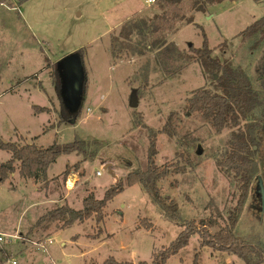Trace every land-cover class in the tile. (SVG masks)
<instances>
[{"label":"rangeland","instance_id":"374dc122","mask_svg":"<svg viewBox=\"0 0 264 264\" xmlns=\"http://www.w3.org/2000/svg\"><path fill=\"white\" fill-rule=\"evenodd\" d=\"M2 1L0 140L42 148L83 140L92 143L86 152H93L85 159L75 153L58 156L44 180L23 179L16 169L0 184L2 264L13 260L16 264H102L110 257L119 263L151 264L181 228L160 214L139 184L124 186L106 204L101 223L92 217L64 229L61 222L46 230L30 228L47 210L62 205L82 209L88 192L101 200L104 192L119 180L124 182L128 173L136 168L145 170L148 129H161L171 112L179 118L176 136L156 135L154 160L156 166L173 163L177 170L157 182L161 195L175 200L183 220L198 222L212 217L219 226L228 224L240 196V182L232 171L218 168L216 161L226 156L231 129L218 135L197 114H185V100L193 90H214L208 76L191 61L179 73L164 78L154 50L133 58L127 53L119 58L110 51V36L119 27L115 26L137 11L142 10L137 17H150L153 5L147 7L144 0ZM262 16L264 0H222L208 6L204 14L194 13L193 23L181 26L167 42L172 40L179 51L192 54L189 47L200 48L204 34L212 56L245 68L249 53L239 34ZM79 49L83 50L82 59ZM48 60L58 64L60 93L52 84ZM82 65L86 94L81 90ZM145 66L149 74L146 82ZM132 100L135 108L130 107ZM77 107L81 114L75 122L59 123L60 115L70 116ZM39 108L47 111L38 113ZM135 118L147 128L135 124ZM10 156L0 150V164ZM14 163L18 167L19 163ZM66 169L64 182L61 174ZM97 171L100 176L95 175ZM260 176L262 187L264 171ZM257 192L253 181L233 229L251 244L264 241V216ZM146 222L153 226L151 231L140 227ZM217 228L210 226L207 231L214 233ZM200 244V237L192 235L164 264H191L196 252L200 264H244L234 255Z\"/></svg>","mask_w":264,"mask_h":264},{"label":"trees","instance_id":"16d2710c","mask_svg":"<svg viewBox=\"0 0 264 264\" xmlns=\"http://www.w3.org/2000/svg\"><path fill=\"white\" fill-rule=\"evenodd\" d=\"M18 1L22 4L25 0ZM221 2L222 0H156L152 4L155 8L150 17H133L121 24L111 34L110 51L113 56L119 58H122L123 53L128 54V58H133L143 55L144 52L154 50L156 63L164 78H170V76L179 73L191 61L196 62L208 76L214 90L208 87L193 90L185 100V114H197L200 120L208 124L218 135L225 129H231L226 156L223 160L216 161L218 168L226 172L232 171L240 182V196L233 213L229 216L228 224L219 226L216 219L212 217L198 222L194 219L183 220L175 200L161 195L157 182L163 179L169 171L177 170L173 163L156 166L154 160L157 153L156 135L162 133L169 139L176 136L179 118L176 113L171 112L166 117L161 129L158 131L148 129L149 145L146 153L147 166L145 170L136 168V170L128 173L125 176V181L119 180L115 185L108 188L101 200L95 199L93 194L88 192L83 199L82 209L75 210L68 205H62L47 210L39 216L31 226L30 231L39 227L46 230L52 223L59 222L62 223L64 229L74 222L84 223L85 220L92 217L101 223L104 217L102 210L106 204L122 192L124 186L132 187L139 184L150 197L152 203L157 206L160 214L181 228L174 241L156 253L151 264H164L169 257L174 256L185 247L189 238L194 234L200 237L201 246L234 255L244 264H264V241L251 244L238 237L233 230L238 215L241 213V207L245 202L249 185L253 181L257 183V193L262 203L259 211L264 216V195L262 200L261 193H259L260 174L261 171H264V16L243 29L239 34L240 38L246 42V50L249 53L245 68L234 66L226 58L219 59L212 56V51L207 46L204 34L200 48L189 47L192 54H184L177 49L173 42H167V37L175 34L181 26L193 23L194 13L204 14L208 6ZM2 3L3 1L0 0V4ZM146 37L149 38L148 41H146ZM77 54L82 59L83 50L79 49ZM46 64L51 69L52 84L55 90L60 93L62 77L58 71V64L49 60L46 61ZM144 70L146 71L143 78L146 82L149 75L147 66L144 67ZM82 72L84 77L81 90H83V94H86L87 80L83 65ZM77 108L74 112L70 111V116L60 115L59 123L66 120L75 122L81 114V108ZM45 111H47L46 108H39L36 112ZM135 124L147 128L136 118ZM91 145L92 143L87 141L74 140L65 143L63 146L52 143L50 146L42 148L33 144L20 145L15 142H2L0 140V150L11 154L10 159L0 164V184L16 169L23 179H31L35 182L44 180L47 168L55 163L58 156L75 153L82 155L83 159L92 157L93 152H86ZM14 162L19 163L18 167L14 165ZM61 175L65 182L68 170H64ZM262 191L264 193V182ZM210 226H217V231L209 233L207 228ZM140 227L150 231L153 228L150 222L143 223ZM102 264L131 263H119L110 257ZM138 264L146 263L142 261ZM191 264H200L198 252L194 253Z\"/></svg>","mask_w":264,"mask_h":264},{"label":"crops","instance_id":"0c3cea01","mask_svg":"<svg viewBox=\"0 0 264 264\" xmlns=\"http://www.w3.org/2000/svg\"><path fill=\"white\" fill-rule=\"evenodd\" d=\"M152 6V5H151ZM150 6V7H151ZM147 7H149V6H147ZM142 11V10H141ZM141 11H137V12H134V13H132V15H129L127 18H125L124 20H122V22L120 23H118L117 24V26H115V28H117L118 26H120L121 24H123L124 22H126V21H128V20H130V19H132L133 17H136L137 16V14L138 13H140ZM129 18V19H128ZM115 28L112 30V31H114L115 30ZM112 31H111V33H112ZM170 41H172V40H169V42ZM174 44L176 45V46H178V44H176L175 42H174ZM0 261H1V264L3 263V261H2V259H1V257H0Z\"/></svg>","mask_w":264,"mask_h":264},{"label":"built area","instance_id":"2783aa9c","mask_svg":"<svg viewBox=\"0 0 264 264\" xmlns=\"http://www.w3.org/2000/svg\"><path fill=\"white\" fill-rule=\"evenodd\" d=\"M145 1V3L147 4V6H150V5H152V4H154L155 3V1L156 0H144ZM95 175L96 176H100V172H95ZM68 182L70 181V180H67ZM66 181V182H67ZM13 237H16V236H13ZM51 242V240H48V243H50ZM52 243V242H51ZM40 248L43 250V251H45V247H43V245H41L40 246ZM10 264H16L15 263V261L13 260Z\"/></svg>","mask_w":264,"mask_h":264},{"label":"water","instance_id":"95a60500","mask_svg":"<svg viewBox=\"0 0 264 264\" xmlns=\"http://www.w3.org/2000/svg\"><path fill=\"white\" fill-rule=\"evenodd\" d=\"M132 108H135L136 107V101L135 100H132V103H131V106ZM73 121V120H72ZM259 193H261V198L263 200V191H262V187H261V184H260V181H259ZM263 202V201H262Z\"/></svg>","mask_w":264,"mask_h":264}]
</instances>
